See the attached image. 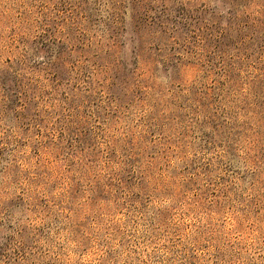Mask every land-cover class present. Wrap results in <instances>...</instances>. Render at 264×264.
I'll return each mask as SVG.
<instances>
[{
	"label": "rangeland",
	"instance_id": "374dc122",
	"mask_svg": "<svg viewBox=\"0 0 264 264\" xmlns=\"http://www.w3.org/2000/svg\"><path fill=\"white\" fill-rule=\"evenodd\" d=\"M216 254L264 264V0H0V264Z\"/></svg>",
	"mask_w": 264,
	"mask_h": 264
},
{
	"label": "trees",
	"instance_id": "16d2710c",
	"mask_svg": "<svg viewBox=\"0 0 264 264\" xmlns=\"http://www.w3.org/2000/svg\"><path fill=\"white\" fill-rule=\"evenodd\" d=\"M227 154L229 155V157H228V159L230 160V161H232V152H231V150H227ZM189 240V243L190 244H192V246H194V245H197V243L199 242V240H196V242L194 241V240H192L191 238H189L188 239ZM215 259H217V260H215L216 261V264H222V262H220V260H219V254H216L215 255Z\"/></svg>",
	"mask_w": 264,
	"mask_h": 264
}]
</instances>
